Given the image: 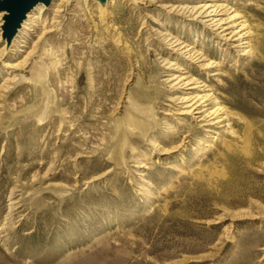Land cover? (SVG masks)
Listing matches in <instances>:
<instances>
[{"label":"rangeland","instance_id":"1","mask_svg":"<svg viewBox=\"0 0 264 264\" xmlns=\"http://www.w3.org/2000/svg\"><path fill=\"white\" fill-rule=\"evenodd\" d=\"M186 1L104 17L52 0L0 38V264H264V0H217L248 21L249 54L167 7ZM168 61L207 82L231 134L178 113Z\"/></svg>","mask_w":264,"mask_h":264},{"label":"bare ground","instance_id":"2","mask_svg":"<svg viewBox=\"0 0 264 264\" xmlns=\"http://www.w3.org/2000/svg\"><path fill=\"white\" fill-rule=\"evenodd\" d=\"M86 1L87 0H77V3H81L82 6H86ZM93 1L98 4L103 16L105 14L110 16L111 10L117 7L115 4L119 0H107L104 5L100 4L96 0ZM138 1L140 0H129L130 4L135 6ZM66 3L67 0H59L56 5L55 12L64 11L65 6H67ZM253 4L254 3L252 0H248L247 6H252ZM234 6H232L230 2L228 3L225 1L218 2L217 0H188L185 3L168 4L167 7H169L170 11L172 12L187 14L192 18V20L203 25L206 29L217 36V38L223 40L227 45H231V47L238 49V51L242 50L243 54H249L252 52V45L250 41L251 27L249 28L248 21L244 19L242 13L236 9L237 7L234 8ZM45 10L46 7L43 4H39L34 9H32V11L28 13L27 18L23 22L22 28L19 30V32H22L21 30L26 29L30 23H32L33 26L37 22L40 23ZM3 16L4 13L0 12V38H2L1 27L3 25ZM104 17L103 20L105 19ZM28 29L32 30L31 27ZM173 35L168 34L167 31L164 37V40H167L169 43L168 45L170 46L172 53H175L177 56L183 59L189 60L191 63H197L202 68H214L219 66V63L208 59L196 47V45L182 41L180 38H177V36L174 37ZM13 40L15 41V39ZM5 45L6 44H4V46ZM3 48L4 47L0 49V53L2 52ZM169 63V68L172 69L169 71L170 75H168L170 77L167 79V82L170 83L171 88L173 87L175 90L180 92L179 96L171 100L173 103H175V106L179 107L177 109L178 113L184 115L185 117H189L201 128L218 126L220 129H223L225 132H229L231 134L230 123L228 122L230 120L229 114L227 111H225L223 105L219 103V97H216L217 95L214 96V92H212L213 89L210 88L207 82L197 77L198 75L195 76L192 71H187L186 68H182L180 66H176L175 68L172 67L178 65L176 61H168V64ZM5 66L17 68L18 63L15 64L11 61H7L5 62ZM212 71L213 72L209 73L210 77L219 75V73L215 72L216 70ZM13 79L14 77L7 78L6 80L12 81ZM136 110L139 111L138 109ZM141 112H143L142 109L140 110V113ZM218 133L219 132L216 134ZM207 146L213 147L211 143H208ZM140 167H145V165L142 164Z\"/></svg>","mask_w":264,"mask_h":264},{"label":"water","instance_id":"3","mask_svg":"<svg viewBox=\"0 0 264 264\" xmlns=\"http://www.w3.org/2000/svg\"><path fill=\"white\" fill-rule=\"evenodd\" d=\"M96 1L104 5L107 0ZM51 2L52 0H0V12L4 13L2 40L6 42V47L12 44L28 13L39 4L49 7Z\"/></svg>","mask_w":264,"mask_h":264}]
</instances>
